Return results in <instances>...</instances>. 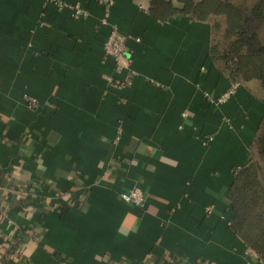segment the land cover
<instances>
[{"label": "crops", "instance_id": "0c3cea01", "mask_svg": "<svg viewBox=\"0 0 264 264\" xmlns=\"http://www.w3.org/2000/svg\"><path fill=\"white\" fill-rule=\"evenodd\" d=\"M149 1L0 0V264H264L229 225L264 89L217 103L210 23Z\"/></svg>", "mask_w": 264, "mask_h": 264}, {"label": "trees", "instance_id": "16d2710c", "mask_svg": "<svg viewBox=\"0 0 264 264\" xmlns=\"http://www.w3.org/2000/svg\"><path fill=\"white\" fill-rule=\"evenodd\" d=\"M148 11L163 20L173 15L210 23L209 56L218 70L231 82L243 84L257 79L264 87V44L258 38V30H264V0H256L251 6L242 1L230 0H150ZM222 15L224 27L221 37L215 41V19ZM215 22V23H214ZM218 29V28H217ZM254 151L245 165L233 169L230 184V204L233 216L230 228L256 258L264 262V114L257 125ZM77 200H83L79 195ZM69 203L62 205L63 212ZM20 247L11 246L7 255L17 257Z\"/></svg>", "mask_w": 264, "mask_h": 264}, {"label": "built area", "instance_id": "2783aa9c", "mask_svg": "<svg viewBox=\"0 0 264 264\" xmlns=\"http://www.w3.org/2000/svg\"><path fill=\"white\" fill-rule=\"evenodd\" d=\"M102 24H105L106 18H102L100 21ZM126 36L120 33L114 26H110L106 37L103 41V55L106 58L111 59L116 65H119L121 59L123 58V54L125 51V42ZM130 78L127 79L129 83ZM239 84L236 82H231L229 87L223 91L221 94L215 97L217 103L225 102L231 94L234 92L236 87ZM35 101L32 98H28V107H35ZM119 197L122 201L131 204H143L144 202V192L139 187H133L126 191H122L119 193Z\"/></svg>", "mask_w": 264, "mask_h": 264}, {"label": "rangeland", "instance_id": "374dc122", "mask_svg": "<svg viewBox=\"0 0 264 264\" xmlns=\"http://www.w3.org/2000/svg\"><path fill=\"white\" fill-rule=\"evenodd\" d=\"M230 1L233 3H237V2L242 1L243 5L248 7V6L253 5L256 0H230ZM208 19L210 22H213L214 19L216 21V23L214 22L215 23V32H214L215 34H214V36H215V41H216L217 39H219L221 37V33H222V30L224 27V18L222 15H217V16H210ZM258 38H259L260 42L264 44V30L263 29L258 30ZM253 80L256 83L258 82L260 85V82L257 79H253ZM260 87L264 89V87H262L261 85H260ZM262 175L264 176V172Z\"/></svg>", "mask_w": 264, "mask_h": 264}]
</instances>
